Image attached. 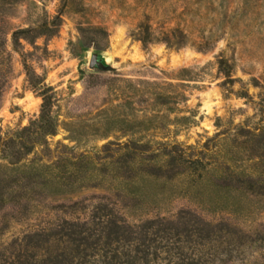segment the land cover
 <instances>
[{
	"label": "trees",
	"instance_id": "1",
	"mask_svg": "<svg viewBox=\"0 0 264 264\" xmlns=\"http://www.w3.org/2000/svg\"><path fill=\"white\" fill-rule=\"evenodd\" d=\"M7 4L0 0V109L15 75L12 52L21 55L23 43L35 48L38 39L53 38L60 27V19L54 18L15 29L4 21ZM133 37L144 49L153 44L175 50L189 45L187 34L178 27H162L155 35L145 22ZM23 55L26 81L39 92L41 105L26 126L0 130V264H230L245 260V248L252 244L264 247V229L250 238L228 223L206 221L191 209L134 222L126 216L161 208L162 200L145 191L147 184L177 180L187 181L189 187L209 183L219 198L224 193L226 199H264V82L250 80L260 90L255 97L247 90L238 92L253 106L251 116L200 145L131 139L78 152V147L62 144L52 149L49 140L60 128L54 115L55 92ZM217 67L226 78L224 84L236 82L227 59L220 56ZM175 88L155 84L152 89L156 105L175 114L167 127L173 126L178 136L196 120L178 108L187 102L184 94L164 92ZM128 91L141 92V85L129 84ZM84 189L111 196L50 203ZM14 226L21 230L13 233Z\"/></svg>",
	"mask_w": 264,
	"mask_h": 264
},
{
	"label": "rangeland",
	"instance_id": "2",
	"mask_svg": "<svg viewBox=\"0 0 264 264\" xmlns=\"http://www.w3.org/2000/svg\"><path fill=\"white\" fill-rule=\"evenodd\" d=\"M7 3L4 21L15 29L36 27L54 18L60 19V27L53 38L38 39L35 48L23 43L21 55L12 52L15 75L0 109L2 131L24 127L39 113L41 98L26 81L23 54L27 65L55 92L54 115L60 128L49 140L52 149L62 144L76 146L80 152L109 141L122 143L131 139L200 145L216 132L227 130L229 124H239L253 114V106L238 92L247 90L255 97L260 90L250 80L264 82V0ZM142 22L151 25L155 35L162 27H178L187 34L189 45L175 50L153 44L144 49L133 37ZM93 55L97 56L96 64L90 66ZM220 56L232 65L236 82L223 83L226 78L217 67ZM129 84H140L141 92L130 95ZM155 84L177 86L164 92L178 91L186 96L187 102H181L178 108L183 115L195 116L194 126L174 135V127L167 125L175 114L169 115L156 105V91L152 89ZM156 116L164 118L154 119ZM150 118L152 121L146 122ZM145 191L162 200V206L126 214L130 222L156 215L172 216L184 208L196 211L206 221L228 223L250 238L264 229V199H226L224 193L219 198L209 183L189 187L184 180L147 184ZM102 195L111 196L102 190L84 189L53 198L50 203ZM19 230L14 226L11 231ZM259 246L257 243L245 248L246 259L230 264H264V247Z\"/></svg>",
	"mask_w": 264,
	"mask_h": 264
},
{
	"label": "water",
	"instance_id": "3",
	"mask_svg": "<svg viewBox=\"0 0 264 264\" xmlns=\"http://www.w3.org/2000/svg\"><path fill=\"white\" fill-rule=\"evenodd\" d=\"M97 56L93 55L90 59V66H94L96 64Z\"/></svg>",
	"mask_w": 264,
	"mask_h": 264
}]
</instances>
